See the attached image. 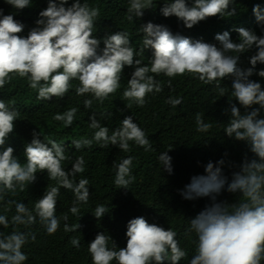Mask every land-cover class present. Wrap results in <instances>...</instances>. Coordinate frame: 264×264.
<instances>
[{"label":"clouds","instance_id":"9594fccd","mask_svg":"<svg viewBox=\"0 0 264 264\" xmlns=\"http://www.w3.org/2000/svg\"><path fill=\"white\" fill-rule=\"evenodd\" d=\"M4 2L17 10L32 4V0ZM234 3L235 0H163L160 12L166 18L175 16L191 29L209 18L233 17L236 9L230 10L229 6ZM149 8L151 0H128L127 11L136 18H141ZM252 11L258 23L264 22L258 4ZM99 15V8L90 6L87 0H47V7L38 13L35 27L27 36H22L24 24L11 14L4 15L0 9V89L18 77L27 81L37 100H62L73 89L75 81V94L90 97L82 103L85 109H91L93 100L102 104L120 89L124 70L129 67L133 71L127 79L123 98L143 107L150 93L163 91L156 79L160 75L169 78V87L172 78L190 75L206 85H214L221 96L225 89L218 82L231 78V96L235 103L231 104L230 120L224 132L228 137L235 134L236 140L248 142L250 151L261 162L253 160L242 165V171L233 173L229 182L223 173L225 161H217L219 166L210 161L204 168L205 174L192 176L185 185L181 192L185 200L209 197L211 201L188 220L185 235L195 237L190 257L174 230L138 216L127 222L124 247H119L105 232H98L87 243L91 264H180L185 258L188 264H264V175L256 174L264 172V118H260L264 109V84L250 79L256 75L264 80V68L256 67L264 65V25L260 35L242 26L235 27L233 31L238 33L235 41L229 31L217 33L214 37L219 42L217 46L173 34L167 26L149 21L139 26L143 37L140 51H153L149 63L143 64L136 58L137 50L131 46L128 32L94 35ZM129 19L133 16L129 15ZM252 49L255 52L248 58L250 67L242 69L238 66L240 55ZM166 103L176 107L182 104V98L169 97ZM241 107L246 110L243 115ZM78 111L77 107H71L56 113L53 119L70 128ZM19 116L15 105L0 98V206L3 207L0 264H26L29 256L23 249L36 239L28 229L37 222L49 236L60 230L61 220L65 222L64 231L75 230L68 225L67 215H57L60 189L73 193L74 201L69 209L73 215L79 214V205L88 202L91 191L87 178L76 179L85 171V160L83 156H76L73 161L71 148L79 152L90 148L95 141L101 148L114 147L122 152H129L131 144L146 151L151 149L149 137L132 115L125 116L109 134V128L101 124L93 111L88 118L89 127L94 130L91 139H73L66 144L34 129L31 141L24 145L22 162L15 155L14 147L7 143ZM196 123L197 131L209 129L199 115ZM158 159L171 173V157L167 151L160 153ZM65 161H71L70 168H65ZM132 164L131 155L113 162L117 189L128 190L134 181ZM44 172L48 180L56 181L55 186L46 187L31 208L15 199L19 192L36 182L37 173ZM223 191H239L241 199L232 204L218 201ZM237 199L234 196L228 201ZM106 213L105 206L97 205L92 215L100 220ZM71 243L80 247L79 239L73 238Z\"/></svg>","mask_w":264,"mask_h":264},{"label":"trees","instance_id":"16d2710c","mask_svg":"<svg viewBox=\"0 0 264 264\" xmlns=\"http://www.w3.org/2000/svg\"><path fill=\"white\" fill-rule=\"evenodd\" d=\"M87 2L100 10L94 35L98 34L102 37L106 32L114 33L120 30L128 32L132 41L131 46L137 50L136 58L143 64L149 63L148 59L152 57L153 51L151 49H145L144 53L140 51L143 48V37L139 26L149 21L167 26L173 34L217 46L219 42L214 38L217 33L229 31L235 41L238 39V33L233 31L235 27L242 26L260 35L261 27L264 25V22H257L252 11L258 4L261 15H264V0H235V3L229 6L230 10L236 9V15L233 17L209 18L191 29L186 28L175 16L166 18L161 14L163 0H151V8L144 10L141 18L128 13V0H87ZM46 7L47 0H32L30 7L17 10L4 0H0L3 14H11L15 20L24 24L22 36H27L29 30L35 27L38 13ZM129 15H132L133 19H129ZM254 52L255 49H252L248 53L241 54L238 66L242 69L250 67L248 58ZM256 67L264 68V65L257 64ZM132 71V68L126 67L120 89L102 104L93 100L91 109H85L82 103L85 98L90 97H80L75 94V81L73 89L62 100L56 98L51 101L37 100L35 91L28 88L27 81L18 77L13 78L10 84L0 89V98L15 105L20 113L19 119L15 122V131L7 143L14 147L15 155L22 162L24 145L31 141L34 129L54 138L57 142H66V144H70L73 139H91L94 130L89 127L88 118L93 111L101 124L109 128V134L112 129L119 126L125 116L132 115L151 143V149L147 151L134 144H131L129 152H122L114 147L101 148L95 141L90 148L85 147L79 152H76L74 147L71 148V153L76 152L70 153L73 161L76 156L84 157L85 171L76 179H88L91 195L87 203L79 205V214L73 215L69 209L73 204L74 195L69 190L60 189L57 215H67L68 225L75 230L64 231L65 222L61 220L60 230L49 236L37 222L28 229L35 234L36 239L26 244L23 249L29 256L26 264H91L87 243L91 242L98 232H105L119 247H124L127 222L138 216L145 217L150 223L156 222L174 230L181 247L185 248L190 257L194 252L195 245L192 240L195 237L194 234L191 237L186 236L185 228L188 226V220L211 201L209 197L185 200L181 195L185 185L190 183L192 176L205 174L204 168L210 161L214 166H219L217 161L221 159L225 161L223 173L229 182L233 173L242 171V165L253 160L261 162L250 151L248 142L236 140L235 134L228 137L224 132L230 120L231 104L235 103L231 96V78L218 82L225 89V94L221 96L214 85H206L190 75L172 78L171 87L168 84L169 78L160 75L156 79L162 84L163 91L150 93L145 105L137 107L134 102L123 98V91L127 87V79L130 78ZM250 79L264 84V80L256 75ZM169 97L182 98V104L171 106L166 103ZM128 105L130 106L126 107ZM71 107H77L79 111L70 128L53 119L56 113ZM240 111L242 115L246 112L242 107ZM102 113L111 115L105 116L101 115ZM197 115L209 125L207 131H197ZM260 118H264V109L260 112ZM41 139L43 140V136ZM165 151L171 157V173L158 159L159 154ZM129 155L133 157L132 175L135 179L128 186V190L117 189L114 184L113 162H119ZM70 164L71 161H65V168H70ZM256 174L264 175V172ZM55 185L56 181L48 180L46 172L37 173L36 182L26 187L23 192H19L15 199L24 201L31 208L34 200L43 195L46 187L51 188ZM234 196L239 199L228 201ZM240 199L239 191L236 193L223 191L217 197L218 201L222 200L228 204L238 202ZM97 205H103L107 210L100 220L92 215ZM2 211L3 207L0 206V212ZM73 238L79 239V248L72 245ZM109 246H112L111 240ZM180 264H188V259L185 258Z\"/></svg>","mask_w":264,"mask_h":264},{"label":"bare ground","instance_id":"6f19581e","mask_svg":"<svg viewBox=\"0 0 264 264\" xmlns=\"http://www.w3.org/2000/svg\"><path fill=\"white\" fill-rule=\"evenodd\" d=\"M100 7H101V5H100ZM181 29V28H180Z\"/></svg>","mask_w":264,"mask_h":264}]
</instances>
